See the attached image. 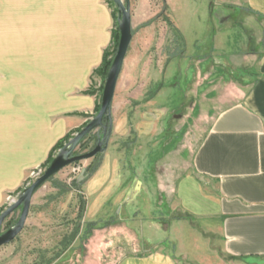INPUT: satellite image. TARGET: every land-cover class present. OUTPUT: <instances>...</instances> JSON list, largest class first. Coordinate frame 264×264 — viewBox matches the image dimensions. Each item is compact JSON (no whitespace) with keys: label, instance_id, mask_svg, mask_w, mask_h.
Returning a JSON list of instances; mask_svg holds the SVG:
<instances>
[{"label":"rangeland","instance_id":"1","mask_svg":"<svg viewBox=\"0 0 264 264\" xmlns=\"http://www.w3.org/2000/svg\"><path fill=\"white\" fill-rule=\"evenodd\" d=\"M129 2L132 37L112 100L106 150L64 167L37 189L22 230L0 246V264H114L124 254L153 250L165 251L183 264H196L191 248L207 247L198 225L170 207V183L190 172L197 139L244 88L254 58L264 55V22L243 8L217 6L215 0ZM107 3L114 14L115 49L107 58V70L94 73L93 116L119 39L117 9L112 0ZM153 9L157 14L147 17ZM33 13L35 0H0V40L16 39L35 27L30 21ZM149 24L154 31L145 32ZM146 40L155 42L145 48ZM75 133L28 174L17 193L7 195L0 213L43 173ZM95 142L96 130L74 154L89 151ZM77 164L81 170L101 164L109 169L98 199L87 196L84 180L76 181ZM109 183L114 185L108 187ZM164 184L167 192L161 190ZM20 211L4 220L1 233L16 225Z\"/></svg>","mask_w":264,"mask_h":264},{"label":"crops","instance_id":"2","mask_svg":"<svg viewBox=\"0 0 264 264\" xmlns=\"http://www.w3.org/2000/svg\"><path fill=\"white\" fill-rule=\"evenodd\" d=\"M215 5L243 8L264 22V0H215ZM30 19L31 30L0 40V64L13 65L0 66V208L57 143L93 117L97 93L86 92L113 40L107 0H35ZM176 27L182 32L178 22ZM152 31L153 24L145 26ZM154 42L143 41L144 47ZM252 62L244 88L197 139L190 172L170 183V207L190 217L207 242L204 249L191 248L196 264H264V55ZM108 171L101 164L84 179L88 197L98 199L105 190ZM114 264L183 263L153 250L124 254Z\"/></svg>","mask_w":264,"mask_h":264},{"label":"water","instance_id":"3","mask_svg":"<svg viewBox=\"0 0 264 264\" xmlns=\"http://www.w3.org/2000/svg\"><path fill=\"white\" fill-rule=\"evenodd\" d=\"M117 9L116 24L119 31V39L116 52L113 56L112 63L105 77L102 89L100 106L97 114L82 127L74 136L58 151L53 161L44 169L43 173L38 176L35 181L26 186L13 200L6 209L0 213V246L11 242L22 230L27 218L30 201L33 194L39 189L49 178L58 173L64 167L93 158L99 153H103L107 147V141L111 133V105L115 93L116 83L122 68V64L131 41V26L129 13V0H112ZM96 130V143L89 151L81 154H74L79 143L92 131ZM101 133V135H100ZM83 168L78 175L76 181H83L87 174ZM21 209L19 218L12 228L1 233V227L4 220L15 210Z\"/></svg>","mask_w":264,"mask_h":264},{"label":"trees","instance_id":"4","mask_svg":"<svg viewBox=\"0 0 264 264\" xmlns=\"http://www.w3.org/2000/svg\"><path fill=\"white\" fill-rule=\"evenodd\" d=\"M109 7H110V4H109ZM112 15H113V18H114V14H113V12H112ZM116 31H115V29L113 30V33H112V37H113V40H112V45L105 51V53H104V57H103V61H102V63H101V65H100V67L96 70V71H98V72H104V71H106L107 70V68H108V65H109V60H107V58H108V56H110V54L112 53V51H113V49H115V37H116V33H115ZM87 94H89V95H93V92H90V90L89 91H87L86 92ZM68 136L69 135H67L66 137H65V139H67L68 138ZM64 139V140H65ZM69 139V138H68ZM82 142V141H81ZM81 142L79 143V145L81 144ZM60 144H61V142H59V143H57L56 145H55V147L53 148V150L55 149V148H58V147H60ZM52 150V151H53ZM51 151V152H52ZM50 156V155H49ZM49 158V157H48ZM50 159V158H49ZM97 166L98 165H96L95 167H93V168H86V170H85V172H86V174H87V176H90L91 174H93L94 173V171L96 170V168H97Z\"/></svg>","mask_w":264,"mask_h":264},{"label":"built area","instance_id":"5","mask_svg":"<svg viewBox=\"0 0 264 264\" xmlns=\"http://www.w3.org/2000/svg\"><path fill=\"white\" fill-rule=\"evenodd\" d=\"M74 171L81 172V168L78 164L74 167Z\"/></svg>","mask_w":264,"mask_h":264},{"label":"flooded vegetation","instance_id":"6","mask_svg":"<svg viewBox=\"0 0 264 264\" xmlns=\"http://www.w3.org/2000/svg\"><path fill=\"white\" fill-rule=\"evenodd\" d=\"M96 141H97V139H96ZM96 143V142H95Z\"/></svg>","mask_w":264,"mask_h":264}]
</instances>
